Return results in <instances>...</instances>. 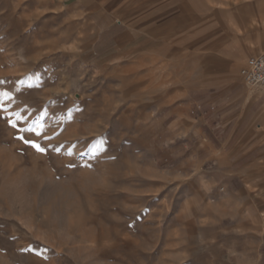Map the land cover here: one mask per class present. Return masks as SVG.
<instances>
[{
    "label": "rangeland",
    "instance_id": "obj_1",
    "mask_svg": "<svg viewBox=\"0 0 264 264\" xmlns=\"http://www.w3.org/2000/svg\"><path fill=\"white\" fill-rule=\"evenodd\" d=\"M261 3L0 0V264H258L264 209L233 170ZM104 12L155 35L99 60Z\"/></svg>",
    "mask_w": 264,
    "mask_h": 264
},
{
    "label": "crops",
    "instance_id": "obj_2",
    "mask_svg": "<svg viewBox=\"0 0 264 264\" xmlns=\"http://www.w3.org/2000/svg\"><path fill=\"white\" fill-rule=\"evenodd\" d=\"M263 9V19H264V0L261 3ZM246 13L241 16L238 24H248L252 22L253 19L250 15L249 6H245ZM219 11L215 10L214 14L218 15ZM227 13V12H224ZM95 19L97 23L102 27L101 28V39L96 44L95 55L99 60L110 61L114 60V54H120L121 50L131 41H134L136 38H140L143 32L155 35L154 30L141 26L142 22L138 20V23L128 22V31H119V28L115 25L114 15L110 12H104L103 14L96 13ZM264 21V20H263ZM213 26V25H212ZM211 26V27H212ZM264 26V22H263ZM207 28L200 27L197 30L196 35L193 37L197 39L194 41L195 44L201 45L204 42L203 33ZM192 38V39H193ZM191 39V38H190ZM219 37L213 39V47H220ZM262 44L264 46V28L262 31ZM105 45H108L106 47ZM259 48V47H258ZM119 51V52H118ZM264 51V50H263ZM117 52V53H116ZM261 53V52H259ZM258 53V54H259ZM257 55V54H256ZM119 57V56H118ZM116 57V58H118ZM193 65L196 66L200 75L205 70V64L207 65H217L218 59L211 58L208 61H204L199 57L192 58L190 61ZM237 92H247L244 89H239ZM253 92H261L258 89H254ZM257 104V110L253 111L252 108ZM246 120V121H245ZM245 121L246 126L244 130L238 135L237 144L239 148L237 149L238 157L244 158L248 157L246 164L243 167H239L236 170H233V176L237 177L243 183H246L248 187H251L255 191L254 201L258 206L264 209V95H260L259 98L253 100L252 104L248 106L246 114L243 117L242 121L236 122V128L239 130L242 123ZM235 128L234 125H232ZM258 264H264V222L261 232V241L258 246Z\"/></svg>",
    "mask_w": 264,
    "mask_h": 264
},
{
    "label": "built area",
    "instance_id": "obj_3",
    "mask_svg": "<svg viewBox=\"0 0 264 264\" xmlns=\"http://www.w3.org/2000/svg\"><path fill=\"white\" fill-rule=\"evenodd\" d=\"M241 75L248 87L258 89L264 95V51L248 58Z\"/></svg>",
    "mask_w": 264,
    "mask_h": 264
},
{
    "label": "snow or ice",
    "instance_id": "obj_4",
    "mask_svg": "<svg viewBox=\"0 0 264 264\" xmlns=\"http://www.w3.org/2000/svg\"><path fill=\"white\" fill-rule=\"evenodd\" d=\"M5 97H7V93H4L3 94ZM13 126H15L14 124H13ZM26 131H36L35 129H33V128H29V129H25ZM43 129H41V131H42ZM38 136L40 135V132H37L36 133ZM21 139H23V137H21ZM25 143H30V144H32L34 147H36L39 151H45V149H43V148H41L35 141H29V140H25Z\"/></svg>",
    "mask_w": 264,
    "mask_h": 264
}]
</instances>
